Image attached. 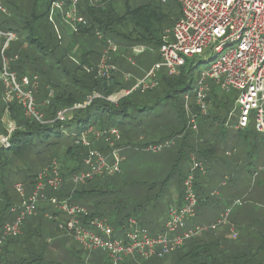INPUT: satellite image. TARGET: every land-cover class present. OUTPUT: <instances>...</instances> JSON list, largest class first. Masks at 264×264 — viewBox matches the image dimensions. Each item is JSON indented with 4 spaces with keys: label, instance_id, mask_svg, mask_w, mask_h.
<instances>
[{
    "label": "built area",
    "instance_id": "2783aa9c",
    "mask_svg": "<svg viewBox=\"0 0 264 264\" xmlns=\"http://www.w3.org/2000/svg\"><path fill=\"white\" fill-rule=\"evenodd\" d=\"M139 2L142 0H130ZM164 5L167 0H155ZM181 16L170 30L171 37H162V44L157 49L161 62L154 64L144 76L128 90H121L106 98L93 94L85 105L94 98L117 104L121 99L133 92L145 93L156 88L157 74L162 69L170 75H176L177 70L189 60L196 57H207L211 66L201 72L196 87L192 91L194 106L200 116L207 114V82H215L223 92L235 90L239 92L234 102V110L238 111L235 130L245 131L254 123V130L264 133V0H176ZM90 7L102 4V0H87ZM79 0H54L49 4L47 21L51 24L56 39L61 41L57 27L60 20L71 34H77L86 25L78 10ZM0 12L5 9L0 5ZM97 40L103 41L105 47L98 63L92 68H84L94 79L109 81L118 73L112 62V54L119 48L110 39H104L100 32H95ZM18 40L12 32L0 31V83L3 88L2 101L5 104L16 102L23 108L26 117L41 121V115L35 109L34 94L38 89V78H17L10 70L9 60L5 52L11 43ZM225 50H227L225 52ZM153 50L143 45L128 49L126 61L134 66L133 57ZM125 82L131 77L124 75ZM52 92L48 98L52 97ZM190 95L184 97V114L186 130H197L196 118L188 106ZM85 105L75 106L82 108ZM72 110V109H70ZM70 110L57 114V119L65 120ZM13 123H6L7 136L0 135V146L8 148V137L14 130ZM120 131L116 127L96 130L88 127L82 130L74 139V145L86 150L82 164L84 169L65 179L61 174V164L52 160L40 171L34 180L30 192L18 183L14 186L19 197V204L13 206L10 212L14 216L11 222L5 223L0 229V254L9 239L22 234L23 223L37 214L40 203L49 204L57 215L45 214L48 220L62 222L58 230L65 232L76 244L89 252L101 251L109 264L126 262L142 264L151 258H163L184 246L187 241L200 238L216 227L214 224L194 225L186 227V221L192 219L198 206L195 191L196 175L203 176L206 171L196 154L190 155V169L182 181L181 202L178 206H170L167 210V221L162 231L151 236L147 229L141 227L134 218L127 221L122 236L118 237L106 218L91 217L88 210L73 204L68 198L59 200L55 196H47L48 192L57 193L65 182L77 187L97 178H106L121 173V163L124 160L119 146ZM178 137H175L177 139ZM174 138L161 143L147 145L145 152L158 153L170 148ZM102 143V150L93 147ZM215 195V193H212ZM236 201L234 205H241ZM227 211L224 221L229 216Z\"/></svg>",
    "mask_w": 264,
    "mask_h": 264
},
{
    "label": "trees",
    "instance_id": "16d2710c",
    "mask_svg": "<svg viewBox=\"0 0 264 264\" xmlns=\"http://www.w3.org/2000/svg\"><path fill=\"white\" fill-rule=\"evenodd\" d=\"M52 1L54 0H0V4L5 9V13L0 12V31L12 32L18 38L16 42L9 45L5 56L9 60L10 70L15 73L18 79L24 76H37L39 85L34 94L35 109L41 115V121L26 117L23 108L16 102L5 104L2 101L1 93L0 135H8L6 125L1 121L5 114V117L14 124L15 128L8 137L9 147L0 146V229L5 223L13 220L14 216L10 209L20 202L19 197L14 200L6 194L4 185H7L10 180L17 179L25 186L26 192H30L36 175L42 169L37 170L36 164L42 163V160L39 161V159L44 153H51V158L47 162L59 161L62 176L70 178L73 174L84 169L82 160L86 150L74 145V139L78 133L88 127H93L96 130L116 127L121 132L122 125L118 123V120L130 125L129 121H132L129 116L130 110L132 113L144 115L152 109L147 105H136L135 102L132 103L129 100L134 94L145 95L157 89L160 86V78L155 89L145 93L133 92L121 99L116 105L96 98L85 105L93 94L106 98L121 90H128L133 85L131 79L127 82L123 81V74H128L132 68L124 59L123 54L113 58V63L119 71H122L114 74L109 81L94 79L92 75L85 72V67L92 68L98 63L105 47L103 41L95 39V32H100L105 40L110 39L119 49H124L126 53L130 47L137 45L149 47L157 52L162 44L164 33L172 29L175 21L181 16L180 7L176 0H167L164 5L155 0H142L135 3L130 2V0H102L99 7H90L87 0H79V14L84 17L86 25L81 27L75 35L68 32L73 37L71 40L63 41L61 39L58 41L52 32L51 24L47 21L48 7ZM86 37H93L95 41L93 47L84 46ZM41 57L46 59L40 60ZM65 60L69 61L67 66L63 63ZM192 61H187L181 67L179 76L177 75V79H175L177 85L187 83L182 91L186 95H189L187 92L192 91V78L189 77L194 70ZM134 64L136 63L134 62ZM59 70L64 78L69 81V84L64 83L65 81L61 79V75L57 72ZM169 83L168 85H170ZM0 87L1 92H3L1 83ZM50 92L53 94L51 98H48ZM208 100L216 111L220 106V100L214 93L209 95ZM78 105L85 106L75 109L74 107ZM64 110H70L69 115L61 121L57 119V114ZM191 110L196 122L208 120V112L205 116H200L195 106H192ZM181 114L184 123L181 132L182 134L185 132V134L180 141V151L183 152L187 149L189 153H195L198 161L201 162L202 160L204 169L208 171V154L211 150L208 149V145L203 144L202 140L199 142L196 140L195 145L191 148L187 146L191 132L189 129L186 130L187 121L183 110ZM93 118H95L94 121ZM73 123L76 125V129L72 131L70 128ZM63 138L71 140L72 146L66 147L64 143L66 140L61 141ZM168 139L170 138L163 139L159 143ZM51 149L53 152H50ZM73 149L78 150V153H73ZM43 164L41 165L43 166ZM200 177L202 176L196 175L194 184L197 198L199 197L198 206L209 202L216 203V197H210L212 190L207 191L206 188L207 190H202V193L198 195V179ZM104 179L97 178L77 187L66 182L59 192H48L47 196H55L59 200L68 198L71 203L85 207L91 217L104 218V215L92 211L90 208L91 203L93 206H97L94 200L96 195L94 182ZM183 179L184 177L180 182L181 186ZM229 181L231 182V179L227 180V182ZM18 183L20 182L15 183L14 186ZM11 186L13 191V184ZM220 187L219 185L217 188ZM179 194L181 198V193ZM45 214L57 215L49 204L40 203L37 214L23 223L21 236L9 239L4 244L0 254V264H15L11 261L10 256L18 250L22 237L31 238L37 235L34 225L42 222H53V220L46 219ZM248 216V211L242 210L233 218L234 222L238 223L245 232L244 239L238 243L239 245L236 243L233 245L230 242L223 243L219 236H214L208 232L200 238L187 241L182 248L168 256L154 257L141 263L264 264V233L257 231V229L264 231V226L258 224L259 227L252 234L249 230L246 231L248 229ZM130 218H134L140 226H144L134 214L125 216L116 228L110 226L115 231L123 230ZM260 221H263V218L261 220L257 218L255 225ZM208 237L210 240H207ZM241 245H245V247H242L240 251ZM67 253L68 259L71 258L72 255L69 251ZM19 264L29 263L19 259Z\"/></svg>",
    "mask_w": 264,
    "mask_h": 264
},
{
    "label": "rangeland",
    "instance_id": "374dc122",
    "mask_svg": "<svg viewBox=\"0 0 264 264\" xmlns=\"http://www.w3.org/2000/svg\"><path fill=\"white\" fill-rule=\"evenodd\" d=\"M0 5L2 6V4ZM96 7H99V5ZM56 22L61 39L63 41L71 40L73 37L68 33L67 27L60 20ZM170 30H167L163 37H171ZM52 32L55 36L53 29ZM94 37L96 39V36ZM20 39L22 40L23 38ZM94 44L93 37H86L85 47H93ZM120 50L122 52H119L118 55L123 54L126 60L130 55L124 49L120 48ZM45 59L41 57L40 60ZM133 61L140 68L136 64V66H132L128 73L131 80L134 77H142L144 72L151 68L153 64L161 62L156 51H149L138 57H133ZM68 62L65 60L63 63L67 66ZM192 64L194 70L189 77L192 78L191 88L193 91L201 72L206 71L211 66V62H207V57L199 56L192 61ZM180 69L177 70L176 75H170L168 70L162 69L157 74L158 79L160 78V86L157 89L145 95L134 94L130 98V102H135L139 106L147 105L152 107V109L144 113V115L136 112L132 113L130 110L129 116L132 121H129V123L136 122L143 127L161 129L159 130L161 135L158 136L162 138V135H164L169 136L167 138L175 139L176 136L185 134V132L183 134L181 132L184 128L181 112L182 110L184 111V95H186L182 91L187 86V83L185 82V84L181 85L175 83ZM57 72L61 75V79L65 81L64 83L69 84V81L60 73L61 71ZM207 83L209 85L207 94L209 118L208 120L196 122V131L189 129L191 134L189 135L187 146L191 148V146L195 145L196 140L198 142L202 140L203 144L208 145V149L211 152L208 154L209 164L207 165V170L209 172L207 171L208 175L206 178L209 177V181H211L209 187H207L208 190H206L217 191L220 197L217 200L215 199L216 203L209 202L198 206L195 209L194 217L186 221V227L214 224L216 227L209 234L219 236L223 243L230 242L233 245H239L238 243H241L244 239L245 232L238 223L234 222L235 214L242 210L248 211V229L246 231L249 230L251 234L259 227L258 224L264 226V133L256 132L253 122L245 131L235 130L238 111L234 110V102L239 92L235 90L223 92L215 82ZM192 91H189L190 93L187 92L190 95L188 101L190 108L194 106ZM1 93L0 87V103ZM212 93L220 100V106L216 111L208 100L209 95ZM94 120L95 118H93ZM2 121L6 125L8 119L3 118ZM118 123L122 125V129H126L129 126L127 122H119L118 120ZM96 126L99 125L96 124ZM70 129L72 131L75 130L76 125L74 123L71 124ZM61 141H65L66 147L72 146L71 140L63 138ZM180 141L181 139H175L174 144L170 148L155 154L145 152L143 148L147 145H143L138 149L141 156L137 160H131L128 163L126 169L122 170L123 175L118 174L106 177L104 180H96L94 182L96 184L94 200L97 206L95 207L91 203L90 208L92 211L104 215V218L115 228L125 216L133 214L137 219H141L144 222L143 228L147 229L149 234L150 224L153 222L165 224L168 206L174 204V198L179 192L182 193L180 182L188 174L191 166L190 155L193 152L189 153L187 149L181 152ZM103 147V144L100 143L93 148L102 150ZM50 152H53L52 149ZM73 153H78V150L73 149ZM50 155L51 153H44L41 156L39 161L42 160V163L36 164L37 170L42 168L40 170L42 171L50 164L47 162L51 158ZM44 162L47 163L43 164ZM149 167H154V171H152L149 178H146L144 172ZM228 179H231V182H227ZM221 181H225L227 186L223 188L220 185ZM17 182L21 183L20 180L13 179L7 185H4L6 194L14 200L18 196L15 194L14 189L12 191L11 185L13 184L14 186ZM219 185L221 187L217 188ZM233 185H237V192H226L232 189ZM236 201H240L242 204L234 205ZM227 211H230V214L224 221L223 217ZM257 218L260 220L263 218V221L255 225ZM62 220V218H59L58 222H42L34 225L37 235L31 238L22 237L18 250L14 251V255L11 254L10 256L11 261L15 262V264H19V259L29 264H109L105 254L101 251L89 252L76 244L68 235L62 234L58 230V224ZM163 226L161 229H163ZM257 231L264 233L263 230L257 229ZM207 240H210V237ZM242 247H245V245L240 246V251ZM68 251L72 255L69 259Z\"/></svg>",
    "mask_w": 264,
    "mask_h": 264
},
{
    "label": "crops",
    "instance_id": "0c3cea01",
    "mask_svg": "<svg viewBox=\"0 0 264 264\" xmlns=\"http://www.w3.org/2000/svg\"><path fill=\"white\" fill-rule=\"evenodd\" d=\"M118 53H119V50H118V52L112 54V62H113V58L114 57H116V56L118 57ZM136 57H138V56H136ZM118 67H119V65H118ZM118 71H119V69H118ZM121 71L122 70H120L119 72H121ZM124 75H128V74H123V76ZM142 77H140V78L139 77H134L132 79L133 80V85L136 83L137 80L141 79ZM123 81H124V79H123ZM5 116H6V114L3 115V117L1 118V121L3 120V118L6 119ZM159 130H161V129H159ZM159 130L158 129H154L152 127H150V128L143 127L140 123H136V122L130 123V125L126 129H122L121 130V132H120L121 138H120V141H119V146L122 149V153H123L122 155L124 157V160L121 163V167L123 168V169L121 168V173H120L121 175H123V171L122 170L126 169L128 163L131 160L135 161L141 156L140 155L141 153L139 152L138 149H140L143 145L157 144V143H159V141H161L163 139H166L168 137V136H164V135H162L163 138L159 137L158 135H161V132ZM176 137H178V139H181L183 136H176ZM152 171H154V167H149L148 170L146 172H144L146 178H149V176L151 175ZM208 172L206 171V173L202 177H200V179H198V195H200L202 193V190H205L210 185L209 183H210L211 180L209 181V177L206 178L207 175H208ZM224 176H226V175H224ZM65 179H68V178H65ZM220 185L223 188L227 186L225 181H223V182L221 181ZM226 190H228V189H226ZM237 190H238L237 185H233L232 189H230L229 191H226V192L235 193V192H237ZM213 192H215L216 200H217L220 197V195L217 193V191H211V194H210L211 196L210 197H214L215 196V195H212ZM179 193L174 198V204L170 205V206H178L180 204L181 199H180V194ZM170 206H168V208ZM139 222L141 224L145 225L144 222L141 219H139ZM163 225H164L163 223L159 224L157 222H153L152 224H150V226H151L150 235L154 236V235L159 234L162 231L161 228H162ZM122 231L123 230H118V231H115V233H116V235L118 237H120V236H122ZM60 232H62V231H60ZM62 234H66V233L62 232ZM132 264H134V263H132Z\"/></svg>",
    "mask_w": 264,
    "mask_h": 264
}]
</instances>
